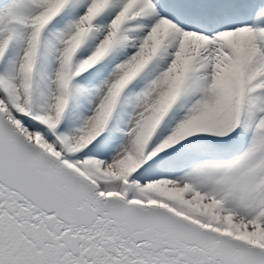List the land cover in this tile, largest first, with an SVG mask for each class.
Instances as JSON below:
<instances>
[{
  "label": "bare ground",
  "instance_id": "6f19581e",
  "mask_svg": "<svg viewBox=\"0 0 264 264\" xmlns=\"http://www.w3.org/2000/svg\"><path fill=\"white\" fill-rule=\"evenodd\" d=\"M152 1L155 0L0 1L3 2L0 3V64H5L3 60L8 57L4 74L0 73V87L7 89L1 94L14 102L25 90L29 104L35 100L28 98V94L37 92V103L41 101L42 106L52 109V116L62 126L66 123L60 120L69 119L71 106H89L93 94L96 102L92 105L97 106L95 116L86 127L79 129L72 124L71 133L87 140L80 147L107 138L115 142L114 148L108 157L97 152L101 159L93 161L96 171L87 173L76 163L62 159L70 168L130 197L134 195L129 181L144 176V187L152 189L155 198L146 201L139 197L142 202L165 207L200 226L264 246L258 240L236 234L230 222L222 229L214 225L216 221L226 222L222 215L226 210L234 211L226 209L229 189L222 187L223 194L217 193L219 190H198L197 183H179L183 175L166 178L161 168H175L177 160L189 156L186 151L199 153L198 149L207 145L203 141L217 139L228 129L235 131L238 138L239 133L248 134L252 120L258 130L247 151L229 161L203 159L198 163L203 162L208 170H229L235 165V159L252 157L254 164L246 166L252 167V174L246 175L250 186L245 191L242 188L240 203L242 207L252 203L256 207L255 202H264V192L261 199L256 195L262 192L254 191L264 174V108L260 107H264V5L260 2L253 12L242 7L243 14L231 17L235 26L226 24L229 27L222 28L212 40L232 47L212 54L206 50L209 43L190 35L188 28L176 27L178 23L171 22L174 19L170 14L158 19L154 13L165 12L167 7L160 3L158 10H153ZM233 13L238 10L234 8ZM151 15L158 20L153 21L149 18ZM64 19L76 22L63 27ZM239 26L242 27L233 31ZM12 49L15 53L8 54ZM176 106L195 108L191 107L193 111L179 119L177 115L181 111ZM12 108L0 106L5 118L6 111ZM259 111L262 114H258ZM168 129L172 132L170 135L159 137L160 132ZM156 136L159 139L154 140ZM188 137L191 139L186 141ZM153 140L155 150L151 149ZM35 141L60 158L46 148L43 139L37 137ZM187 142L199 143L186 147ZM237 146L231 150H238ZM166 151L170 157L165 163L160 156ZM144 154L154 157L148 165H157L155 170L142 169L139 159ZM195 166L196 163L190 167V174ZM200 215L206 219L201 220ZM259 234V239L264 238Z\"/></svg>",
  "mask_w": 264,
  "mask_h": 264
},
{
  "label": "water",
  "instance_id": "95a60500",
  "mask_svg": "<svg viewBox=\"0 0 264 264\" xmlns=\"http://www.w3.org/2000/svg\"><path fill=\"white\" fill-rule=\"evenodd\" d=\"M0 264H264V246L81 176L0 111Z\"/></svg>",
  "mask_w": 264,
  "mask_h": 264
},
{
  "label": "rangeland",
  "instance_id": "374dc122",
  "mask_svg": "<svg viewBox=\"0 0 264 264\" xmlns=\"http://www.w3.org/2000/svg\"><path fill=\"white\" fill-rule=\"evenodd\" d=\"M3 1H5V0H3ZM32 10V9H31ZM75 22L76 21H74V19H64V21L62 20V23H61V26H65L66 24H68V25H70V26H72L73 24H75ZM72 24V25H71ZM10 52V54L12 53V54H14L15 53V50L14 49H12L11 51H9ZM0 67H2L3 68V66L0 64ZM157 72H159V70H156ZM45 74V73H44ZM2 88V91H0V106H3V108H8V107H10V106H12L13 108H12V110L10 111V110H8V111H6V113L7 114H5L6 115V117H12L15 121H16V125H20L19 127L23 130V132H24V130L26 131V135H27V137L29 136V137H31L32 139H36L37 137H39V139H43V141H44V144H45V146H46V148H48V149H50V150H53L55 153H56V155L57 156H61L64 160H70L71 162H73V163H76L77 165H79L80 167H81V169L82 170H84L85 172H87V173H91V172H93V171H96L95 170V168L97 167L96 165H93V161H94V159H96V158H100L101 159V156L102 157H106V155H107V157L110 155V150H111V148L113 149L114 148V143L112 142L111 143V141L110 140H107V138H104V139H102L101 141H99L98 143L96 142V141H93V142H91V143H89V144H86V146H84V147H80V144H82V143H84V142H87V140H85V139H83V138H81V137H78L77 136V133H75V134H73L72 135V133H71V130H70V126L73 124L74 126L73 127H75V128H82V127H86V125L88 124V122H90V120L92 119V117H94L95 115H93L94 114V112H95V108H97V106H93L92 104H94L96 101H95V99H94V95L92 94V98L90 99V105H92V106H71V109L69 110V119H68V117L67 118H62V120H60V122L62 123V122H65L66 124H64V126H62V125H59L58 126V123L56 122V118H54L53 116H52V109H48V108H46L47 106H42V103H41V101L38 103V106L36 107V106H31V108L35 111V113H36V115H35V117L36 118H39V120L40 121H38L39 123H40V125L44 128V130L45 131H47V128H48V130L50 129V130H53L54 132H59V131H63L64 132V134H66V136L69 138L68 140H67V142H65V145L64 144H62V147H60L59 148V146L57 145L58 143H60L61 144V142H64L65 141V139L64 140H53V135L50 137V138H48V135L47 134H44V132L45 131H41V130H38L39 129V127L38 128H35L36 127V125H35V123H31V124H28L27 123V125L25 124V121H26V119H24L23 117H21V116H24V115H20V116H17L16 117V115H15V113L17 112L16 110V108H18V109H20V111H22V114L23 113H26L27 111H28V107L29 106H26L25 107V104H27V99H26V93H25V90L23 91V95L22 96H18L17 98H15V100H14V102H13V100H6V99H4L5 97L1 94L3 91H4V93H5V91H6V89L7 88H3V87H1ZM26 102V103H25ZM15 107V108H14ZM117 107V106H116ZM192 106H184V107H182V106H176V108L177 109H179V111H181L180 113H179V115H177V118H179V119H181L182 117H183V115L185 116V114H187L189 111H193L192 110V108L194 109L195 107L193 106L192 108H191ZM188 108V110H186ZM190 108H191V110H190ZM261 108H264L263 106H261ZM14 109H15V112H14ZM184 109V110H183ZM187 112V113H186ZM260 112L261 111H259L258 112V114H260ZM184 113V114H183ZM180 115H182V116H180ZM179 116V117H178ZM9 118V119H10ZM177 118H176V120H177ZM254 118H257V114H255V116H254ZM12 119V120H13ZM65 119H66V121H65ZM68 119V120H67ZM13 120V121H14ZM14 121V122H15ZM28 121H32V120H30V119H28ZM27 122V121H26ZM209 122H212V120L211 121H209ZM22 123H24V126L23 125H21ZM38 123V124H39ZM250 123V125L251 126H249V132H248V134H250V132L252 133L253 132V130L254 131H257L258 130V128L256 127V128H253L254 126H256L255 124H252V120H251V122H249ZM37 124V125H38ZM26 126V127H25ZM248 126V125H247ZM33 128L35 131H33V130H30V129H28V128ZM45 127H47V128H45ZM61 129V130H59V129ZM36 130H38V132L36 131ZM169 130V129H168ZM199 130H200V128H199ZM230 130H232V129H228L227 131H225L224 132V134H220V135H228V133H230L231 131ZM252 130V131H251ZM41 131V132H40ZM70 132V133H69ZM69 133V134H68ZM160 133H162L161 135H160ZM158 135H159V137H164L165 138V136H167V135H170L172 132H171V130H169V131H167V132H160ZM62 138H65V136H62L61 134H59ZM247 135V134H246ZM222 138V137H221ZM55 139V138H54ZM156 139H159L158 138V136H156V137H154V140H156ZM153 140V141H154ZM150 142V144H154L155 143V141L154 142ZM218 141L220 142V138H218ZM253 141V140H252ZM58 142V143H57ZM55 143H56V145H55ZM120 143H122V142H120ZM125 142H123L122 144H124ZM207 145H202V147L201 148H199L198 149V152H199V155L197 156V158L193 161V162H195L196 160L197 161H200V160H203V159H209V160H211V159H213V158H217V159H229L230 157H239L241 154H243L245 151H247V149H249V145H250V143L249 144H247V146H246V148L245 147H243L244 146V144H245V142L244 141H242V145H241V143H240V145H239V151L238 150H236V151H234V150H231L236 144H233V145H228V147L227 146H220L219 148H217L218 146H219V143H216L215 145H213V147L216 149V151H219V153L218 154H213V151H212V149L210 148V147H208V145H210L211 144V142L210 141H207V142H205ZM252 143V142H251ZM88 145H89V148H91V151H89V152H87V151H85V153L84 152H82L81 154H75V153H71V152H75V150L77 151V150H79L80 149V152H81V150L84 148H86V147H88ZM155 145V144H154ZM154 145L153 146H151V149L152 150H155L154 148ZM77 146H79V147H77ZM75 147V148H74ZM210 151H209V150ZM245 149V150H244ZM108 150V151H107ZM66 152H70L71 153V155L72 154H75V155H70L69 153H66ZM100 153L101 154V156L98 154V153ZM185 153H187L189 156H186V158L184 159V160H182V163L183 164H181V165H179L180 167H181V171H180V173H178V169L180 168H177V169H173L172 170V172H167V173H172V174H174V176L175 177H177V176H181V175H183V176H187V178H186V181L187 182H185V184H187L188 185V182L190 181V178H192V180H193V182L194 183H197V186H198V190H201V189H203V188H205V189H207L206 191H209V192H211V190H219V192H217V193H222L223 192V190H222V187H225V188H227V189H229L230 190V195H229V198H228V201H226V202H224V204L226 203V209H232V210H234V211H232V212H230V211H228V210H226L224 213H222V215H224L225 217H226V222L223 224L221 221H216L215 222V226L216 227H218V228H225V225L226 224H228L229 222V224H231V225H233L232 226V228H231V230L233 229V228H235L234 229V232L236 233V234H239V235H245L248 239H252L253 241L254 240H258V241H260V244H262V245H264V238H261V239H259V237H260V234L259 233H261V235L264 237V207H261V206H264V202H260V201H258V202H255L254 200H256V198H258V197H256V196H259L260 198L264 195L263 194V192H264V174H261V175H263V176H260V181H259V183H257L256 184V186L257 185H259V186H255L254 188V191L258 194V192L259 193H261V194H258V195H256L255 197H254V199L252 200L253 202H255L256 203V207H254L255 205L252 203L251 205H248L247 207H248V209H247V207L246 206H243L242 207V205H241V203H240V197L242 196V191H245V190H248V187L250 186V181L248 180V178H247V174L248 175H250V174H252L251 173V170H252V167L251 168H247V167H250V166H252V164H254V162L252 163V160L250 159V158H252V157H250V158H248V157H245V158H242V159H240L239 158V160H240V162H239V160L238 159H235V164L237 163V162H239V163H237L236 165L238 166H234L235 168H236V170H237V173H233V172H230V173H233V174H230V173H218V172H213V173H211V172H208V173H199L198 174V176L197 175H194V174H190V172H186V171H183L182 170V167H184L185 165H187V164H189L188 162H186V160H187V158L188 157H190V156H192L193 154H190V151H186ZM184 153V154H185ZM209 153V154H208ZM94 154L96 155V157H93L94 156ZM106 154V155H105ZM150 154V153H149ZM202 154V155H201ZM215 155H217V156H215ZM226 155V156H225ZM169 157L170 156H168V158H167V160L169 159ZM201 157H202V159H201ZM248 158V159H247ZM61 159V158H60ZM105 159V158H104ZM246 159V160H245ZM167 160H165L164 162L166 163V161ZM251 160V161H250ZM245 161V162H244ZM193 162H191V163H193ZM244 162V163H243ZM248 163V165H246ZM245 164V165H244ZM251 164V165H250ZM240 165V166H239ZM250 165V166H249ZM247 166V167H246ZM155 168H157V165H153L152 166V169L151 170H147L146 172H149V171H152V170H155ZM244 168V169H243ZM97 169V168H96ZM240 169V170H239ZM246 169H248V170H246ZM242 170H244V171H242ZM185 172H186V174H185ZM248 172V173H247ZM250 172V173H249ZM253 172V171H252ZM240 173V174H239ZM245 175V177H244V175ZM194 175V176H193ZM229 175V176H228ZM221 176V177H220ZM238 178H237V177ZM141 177V179H142V182L140 181V180H134V181H129L130 183H132L131 184V192L133 191V195H134V197L136 198H138V199H140V200H143V199H141V198H139V197H144V199H146V201H147V199H153V198H155V195H154V193L152 192V189H145V183H144V181L146 180V178H144V176H140ZM206 177V178H205ZM210 177V178H209ZM218 177V178H217ZM225 177V178H224ZM231 179H229V178ZM234 177V178H233ZM197 180H196V179ZM246 178V179H245ZM217 179H219L218 180V182H219V184H218V182H217ZM221 179V180H220ZM224 179V180H223ZM227 179H229L231 182H229V180H227ZM239 179V181H237ZM212 180H214V181H212ZM216 180V181H215ZM226 180V185H225V183H224V181ZM234 180V181H233ZM240 180H242V181H240ZM202 181V182H201ZM207 181H209L208 182V184H207ZM249 181V182H248ZM138 182H139V185L140 186H142V187H140L139 185V187L137 186V184H138ZM214 182V183H213ZM221 182H223V183H221ZM242 182H244V183H242ZM210 183V184H209ZM213 183V184H212ZM245 183H247V184H245ZM201 184V186H199ZM214 184H216V185H214ZM192 185V184H191ZM218 185V186H217ZM239 185V186H238ZM244 185V186H243ZM227 186V187H226ZM234 186H236L237 187V189H235L236 187H234ZM144 187V188H143ZM213 187V188H212ZM215 187H217V188H215ZM244 187V190H242V188ZM261 187V188H260ZM247 188V189H246ZM258 188V189H257ZM235 189V191H233ZM242 190V191H241ZM135 192V193H134ZM208 192V193H209ZM239 194H237V193ZM236 193V194H235ZM223 194V193H222ZM245 194V193H244ZM247 194V193H246ZM263 194V195H262ZM232 195V196H231ZM249 195V194H248ZM261 195V196H260ZM227 196H228V194H227ZM235 196V197H234ZM225 197V196H224ZM237 197V198H236ZM264 197V196H263ZM232 198V199H231ZM262 199V198H261ZM237 200V201H236ZM236 201V202H235ZM229 202V203H228ZM260 203V204H259ZM236 204V205H235ZM239 204V205H238ZM261 204H263V205H261ZM234 205V206H233ZM237 206V207H236ZM250 206V207H249ZM258 206V207H257ZM242 207V208H241ZM234 208V209H233ZM245 208V209H244ZM251 208H253L252 209V211H251ZM263 209V211H262V209ZM244 209V210H243ZM259 209H261V210H259ZM247 210V211H246ZM252 213H254V214H252ZM260 213H259V212ZM227 212V213H226ZM245 212V214H243V213ZM248 212V213H247ZM231 213V214H230ZM255 213H257V214H255ZM241 214V215H240ZM248 214L250 215V216H248ZM253 215V216H252ZM262 216V218H261V216ZM252 216V217H251ZM248 217V218H247ZM201 220H204V219H206V218H204V216H201L200 215V217H199ZM240 218V219H239ZM259 218H261V220H258ZM234 220H237V221H234ZM240 220H241V222H240ZM244 220V221H243ZM243 221V222H242ZM232 223H234V224H232ZM241 224V225H240ZM237 225V226H236ZM238 232V233H237ZM256 234V235H255Z\"/></svg>",
  "mask_w": 264,
  "mask_h": 264
}]
</instances>
